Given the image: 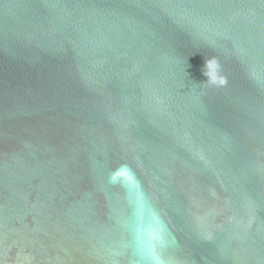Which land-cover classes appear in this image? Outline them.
<instances>
[{"label": "water", "instance_id": "95a60500", "mask_svg": "<svg viewBox=\"0 0 264 264\" xmlns=\"http://www.w3.org/2000/svg\"><path fill=\"white\" fill-rule=\"evenodd\" d=\"M153 254L264 264V0H0V264Z\"/></svg>", "mask_w": 264, "mask_h": 264}, {"label": "clouds", "instance_id": "9594fccd", "mask_svg": "<svg viewBox=\"0 0 264 264\" xmlns=\"http://www.w3.org/2000/svg\"><path fill=\"white\" fill-rule=\"evenodd\" d=\"M123 167L127 168L130 175L134 176V173L127 165ZM137 187H139V181L136 182ZM136 213L143 214L144 212H150L153 216L158 217L157 209L152 205L148 197L143 193L142 189L138 193V204L136 205ZM166 232V227L163 224V221H160V235L156 238L157 245L163 248L166 244L164 239V233ZM142 264H166L165 259L159 254H153L148 257L142 258Z\"/></svg>", "mask_w": 264, "mask_h": 264}, {"label": "snow or ice", "instance_id": "6c2138e0", "mask_svg": "<svg viewBox=\"0 0 264 264\" xmlns=\"http://www.w3.org/2000/svg\"><path fill=\"white\" fill-rule=\"evenodd\" d=\"M123 175H127L126 170L122 172ZM129 179H131V177H129Z\"/></svg>", "mask_w": 264, "mask_h": 264}]
</instances>
